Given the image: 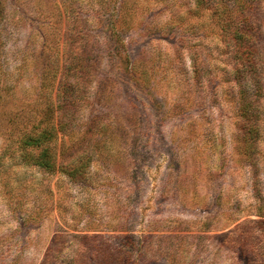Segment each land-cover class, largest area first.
I'll return each instance as SVG.
<instances>
[{"label": "rangeland", "instance_id": "1", "mask_svg": "<svg viewBox=\"0 0 264 264\" xmlns=\"http://www.w3.org/2000/svg\"><path fill=\"white\" fill-rule=\"evenodd\" d=\"M261 219L264 0H0V264H264Z\"/></svg>", "mask_w": 264, "mask_h": 264}, {"label": "trees", "instance_id": "2", "mask_svg": "<svg viewBox=\"0 0 264 264\" xmlns=\"http://www.w3.org/2000/svg\"><path fill=\"white\" fill-rule=\"evenodd\" d=\"M248 53V58L245 61L252 62L251 52ZM35 111L37 109L35 108ZM43 111L42 117L38 118L37 123L32 125V129L28 132H25L22 135L21 143L22 145L26 144L28 146H39L44 143L51 141L57 134V127L54 124V111L55 107L51 102L46 103L45 108L41 110ZM42 125V126H41ZM50 149V147H47ZM24 158L32 159L33 164L48 170L53 171L55 167V162L53 161L49 150H44L42 153H39L36 158L31 157L29 154L25 155ZM80 165L71 168L69 170V174L76 180L80 181L84 179V172L80 169ZM259 223L264 224V219L259 220ZM111 258V257H110Z\"/></svg>", "mask_w": 264, "mask_h": 264}]
</instances>
